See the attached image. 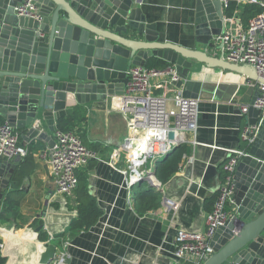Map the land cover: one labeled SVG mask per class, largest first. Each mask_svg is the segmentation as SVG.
Here are the masks:
<instances>
[{"label": "water", "instance_id": "water-1", "mask_svg": "<svg viewBox=\"0 0 264 264\" xmlns=\"http://www.w3.org/2000/svg\"><path fill=\"white\" fill-rule=\"evenodd\" d=\"M22 1L0 0V118L25 130L26 140H43L53 147L57 122L74 112L72 103L122 96L128 69L145 66L151 57L176 66V86L188 97L198 98L201 90L202 83L193 79L197 63L264 83L249 64L162 41L157 23L149 21L142 8L143 0H35L41 19L17 15L15 6ZM225 18L222 0H195L197 40L214 48ZM259 95L256 89L247 124H260L259 131L240 139L238 151L244 154L232 174L237 214L218 227L215 252L203 264H264V114L253 105ZM169 138L174 139L173 131ZM181 144L175 141L157 160ZM16 168L14 163L0 164V214ZM152 176L157 178L155 169L140 172L138 182L155 187ZM156 190L161 193L162 187ZM44 246L41 264H52L59 246Z\"/></svg>", "mask_w": 264, "mask_h": 264}, {"label": "crops", "instance_id": "crops-1", "mask_svg": "<svg viewBox=\"0 0 264 264\" xmlns=\"http://www.w3.org/2000/svg\"><path fill=\"white\" fill-rule=\"evenodd\" d=\"M227 1L236 2L235 25L242 27L253 17L242 18L245 6H264V0ZM141 5L148 20L157 23L162 41L212 53L211 48L197 40L195 0H143ZM193 79L202 83L198 127L187 134L189 153L181 168L163 183L161 202L155 209L143 213L136 210L120 170L127 166L123 145L129 122L114 109L117 98L86 105L72 103L86 117L76 130L80 135L85 133L90 142L99 143L96 151L101 157L79 172V178L85 180L90 194L103 209L98 221L88 229H68L77 210L55 194L53 176L38 155L39 150L50 146L43 140L21 137L24 144L43 145L33 154L32 164L21 165L22 171L28 173L21 187L25 195L18 208L19 216L0 223L5 264H41L47 242L59 246L57 263L63 254L64 264H194L173 258L175 234L179 228L204 229L206 202L222 184L224 164L239 152L241 129L249 122V112L242 114L241 107L253 101L257 87L256 81L244 75L208 68L202 63H197ZM8 176L6 172L4 177ZM39 226H43L47 241L39 239Z\"/></svg>", "mask_w": 264, "mask_h": 264}, {"label": "built area", "instance_id": "built-area-1", "mask_svg": "<svg viewBox=\"0 0 264 264\" xmlns=\"http://www.w3.org/2000/svg\"><path fill=\"white\" fill-rule=\"evenodd\" d=\"M239 1L257 3V0ZM228 5L229 2L224 1V7ZM15 12L19 16L41 19L35 0H23L15 6ZM214 42L212 53L209 51L212 55L230 62L249 64L264 77V9L253 16L246 27L235 25L234 15L226 16L224 29L216 36ZM127 73L129 81L124 94L113 99L117 98L114 109L123 113L129 122V134L123 145L127 151V166L120 170L131 193L133 185L138 182L140 172L148 174L154 170L159 156L166 153L175 141L185 143L187 134L197 129L200 100L185 96L184 90L176 86L180 75L175 65L164 69L133 65ZM255 83L260 95L253 105L264 114V83ZM251 105H242V114H247ZM259 128L260 124L246 125L241 129V138H249L259 131ZM18 129L9 120L0 123V164L13 163L17 159L22 161L32 152V145L22 142V134ZM170 131L174 132V139L169 138ZM53 138V147L39 150L38 155L46 161L53 176L55 194L62 196L77 210L79 172L92 160H100L101 157L97 151L85 145L76 129H56ZM243 154L239 152L231 156L224 164L226 177L217 190L213 209L205 214L204 229L177 230L173 240V258L176 261L186 260L203 264L215 252L212 242L216 230L228 220L235 219L237 214L232 174ZM151 178L157 187L163 186L155 177ZM2 245L0 242V253ZM62 256L59 263L57 259L54 261L55 264H64L65 255Z\"/></svg>", "mask_w": 264, "mask_h": 264}, {"label": "trees", "instance_id": "trees-1", "mask_svg": "<svg viewBox=\"0 0 264 264\" xmlns=\"http://www.w3.org/2000/svg\"><path fill=\"white\" fill-rule=\"evenodd\" d=\"M263 9L264 6L249 4L243 9V12L241 14L242 18L244 19V17L246 18L250 15L255 16ZM236 10L237 4L234 1H230L228 7L225 8L226 14L229 17L234 15ZM171 65L173 64L165 59L159 57H151L147 61L145 66L148 68L164 69ZM85 120L86 117L82 115L79 110L75 109L71 115L62 118L57 122V129H76V126ZM3 121L4 119L0 118V123ZM81 137L88 148L95 151L96 149H98L99 143L90 142L86 138L85 133H82ZM42 145L43 143L32 145V152L21 163L17 165L15 173L10 180V187L5 191V196L2 202L3 212L0 214V223H8L9 221H11V219H16L19 216L18 208L21 205V202L25 195V191L21 187L23 186L25 175L28 173V171H22L21 165L24 163L32 164L31 162L34 159L33 154L40 147H42ZM189 150V146L186 143H183L167 153L164 158L156 161L154 169L156 171L157 178L161 180L162 183L170 180L174 176V174L181 168L183 158L189 153ZM225 177L226 171L223 169V181ZM79 179V187L76 192L77 216L74 217L70 222V225L68 227L70 231L90 228L98 221L99 217L103 213V209L98 204L97 199L90 194L85 180L82 177ZM131 197L134 201L136 210L142 213L157 208L161 202V193L158 192L155 187L149 186L148 182L145 181H139L133 185ZM216 197L217 193L212 199L207 200L205 206L207 212L213 209ZM60 235L64 236L65 233ZM39 239L42 241L48 240V236L45 232H43V230L39 231ZM6 260V257L0 253V264H5Z\"/></svg>", "mask_w": 264, "mask_h": 264}, {"label": "rangeland", "instance_id": "rangeland-1", "mask_svg": "<svg viewBox=\"0 0 264 264\" xmlns=\"http://www.w3.org/2000/svg\"><path fill=\"white\" fill-rule=\"evenodd\" d=\"M156 179H157V182H159V181H160V182H162V181H161V180H159L158 178H156ZM155 187L157 188V186H155ZM156 188H155V189H156Z\"/></svg>", "mask_w": 264, "mask_h": 264}]
</instances>
